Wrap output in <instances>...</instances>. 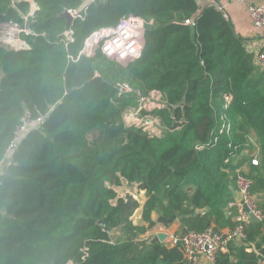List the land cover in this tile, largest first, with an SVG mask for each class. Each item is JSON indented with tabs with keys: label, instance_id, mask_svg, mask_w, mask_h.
I'll return each instance as SVG.
<instances>
[{
	"label": "trees",
	"instance_id": "trees-1",
	"mask_svg": "<svg viewBox=\"0 0 264 264\" xmlns=\"http://www.w3.org/2000/svg\"><path fill=\"white\" fill-rule=\"evenodd\" d=\"M11 1L0 0L3 20L15 17ZM35 1V27L49 42L37 38L22 51L0 48V161L23 116L48 112L0 176V264H187L176 244L151 243L139 235L175 221V235L210 227L231 231L235 222L225 206L234 195L235 168L243 161L230 158L227 144L248 133L261 145V168L255 176L247 173L251 192L264 195V72L215 5L198 8L196 0L91 3L84 19L72 22L71 52L93 25L124 14L180 15L146 34L138 60L118 63L142 90H158L166 101L158 112L162 130L148 134L122 123L123 104L111 99L112 78H91L98 57L110 60L94 56L67 62L62 45L54 42L64 28L58 14L81 1ZM25 2L20 0L18 8ZM192 19L194 25L185 23ZM224 95L230 96L226 106ZM223 115L231 124L230 138L217 134ZM102 136L108 138L104 144ZM122 181L145 192L146 226L130 221L137 207L131 196L116 198L114 188ZM256 204L262 220L251 221L240 242L228 243L212 264H264V198ZM98 220L127 234L111 243Z\"/></svg>",
	"mask_w": 264,
	"mask_h": 264
},
{
	"label": "built area",
	"instance_id": "built-area-1",
	"mask_svg": "<svg viewBox=\"0 0 264 264\" xmlns=\"http://www.w3.org/2000/svg\"><path fill=\"white\" fill-rule=\"evenodd\" d=\"M19 1L13 0L10 3V7L16 13L15 17H9L4 20L0 19V21L2 20L0 22V47L9 51L27 50L29 48V42L35 41L37 38L47 40L46 34L35 27L39 9L37 2L35 0H25L26 6L22 9L18 8L17 3ZM238 1L245 7L252 34L264 40V1ZM95 2L96 0H83L76 7L65 8L64 10L71 16L70 26L67 30L63 28L59 38L54 42L68 49L75 41L72 22L74 20H83L88 12V6ZM211 5H215L218 10L224 11L225 9V5L222 4L213 2ZM179 16L178 13H175L167 19H163L161 15H158L143 20L140 15L128 13L120 16L112 23L95 24L82 38L74 51L66 55V58L70 62H76L80 58L101 56L127 65L141 57L146 43V34L160 30L168 23L178 21ZM224 17L228 18L225 11ZM185 23L187 25H194V20L192 19ZM151 25L154 27L151 28ZM252 54L255 64L264 72V45L256 47ZM1 79L2 75L0 74V83ZM113 88L117 98L128 99L125 96L132 95L133 92L131 87L126 83L114 85ZM136 92V94H139L137 97L140 105H137L136 116L132 117L130 124L124 125L142 129L144 125L140 123L141 119H139L137 113L140 110L150 112L153 109V112L158 113L166 107V101L158 90L148 91L145 94L146 96L139 91ZM150 96H155L153 102L144 100ZM229 101L230 96L224 95L225 106ZM47 116L48 112L37 116H31L29 114L23 116L10 141L3 150L0 166L6 164L7 167L11 163L12 155L21 141L29 132L43 124ZM221 118L225 120L224 115ZM144 123L148 126L151 124V120L147 118L144 120ZM231 130L230 122L225 120L220 124L217 134H224L230 138ZM159 133V130L153 129L148 134L157 135ZM227 146L230 148L231 159H234L235 162L243 161V163H240L235 168L234 195L225 206V213L227 215L232 214V220L235 222V225L231 231L224 234L210 227L203 231H187L172 236L170 239L171 244L177 245L187 264L213 262L218 252L226 251L228 243L240 241L244 237V228L252 221L249 212L258 221H261L263 218V213L256 204V195L251 192L253 179L247 175L248 172L252 171V175L255 176L261 168L260 141H258V137L253 133H248L239 142L231 143V141H228ZM230 158H227L226 161L228 162ZM5 168L0 172V176L5 174ZM251 168L255 169L251 170Z\"/></svg>",
	"mask_w": 264,
	"mask_h": 264
},
{
	"label": "rangeland",
	"instance_id": "rangeland-1",
	"mask_svg": "<svg viewBox=\"0 0 264 264\" xmlns=\"http://www.w3.org/2000/svg\"><path fill=\"white\" fill-rule=\"evenodd\" d=\"M80 1H83V0H80ZM236 1H238V0H236ZM109 2L111 4L115 3L113 0H96V3H98L100 5L108 4ZM212 3H213V1L211 0V1L205 2L204 4L206 5V4H212ZM216 3L219 4V2H217V1H216ZM224 11L226 12V14L229 18V15H228V12L226 11V9H224ZM142 19L145 20V18H143V17H142ZM148 27H149V25H148ZM153 27L154 26H152L151 28H153ZM238 35L241 36L240 34H238ZM241 37L244 39V45L246 46L247 50L250 52H253L256 47L251 45L250 38H248V37L244 38L243 36H241ZM70 47L67 49V48L62 46V48L64 49V52H65V58H66V55L70 54L72 51ZM1 49H3V48H1ZM66 60L68 62L67 58H66ZM108 60H110V59H108ZM97 62H99V63H97ZM97 62H94L95 64L97 63V65H96V67H94V69L91 73V78H93L94 76L98 77L99 79L100 78H103V79L104 78H106V79L112 78V83L114 82L113 85L126 83L133 90L132 95H126L125 96L128 99L120 98V100H121L120 102H121V104H123V107L121 110L122 123L123 124H130L132 117L136 116L137 105H140V102H139L138 97H137L139 94H136L137 93L136 91H139L141 94H144V96H146L145 95L146 92L140 88L141 86L137 82H133L132 80H130V78L127 77V74L125 73V71H123L120 68V66L118 65V62H116L115 60L111 59L108 62V61L102 60L101 58L98 57ZM121 65H123V64H121ZM259 71L262 72L261 70H259ZM260 74H262V73H259V75ZM0 85H1V83H0ZM114 98H117V97L115 96V93L113 90L112 95H111V99H114ZM154 98H155V96H150V97H146L144 100H146L148 102H153ZM110 101L112 102V100H110ZM153 111H154V109L151 110L150 112H145L144 110H140L137 113L139 116V119H141L140 123L144 125L143 128L141 129L142 131L145 130V132L149 133V131H153V129L159 130V132L162 130L163 127L161 125V119H160L158 113H155ZM147 118L149 120H151V124L148 126L144 123V120ZM156 119H157V123H156ZM126 120H128V121H126ZM97 131L98 130H96V134H98ZM93 135H95V134L94 133L90 134V136H93ZM107 141H108V138H105L102 136L101 143L104 144ZM258 141H260V140L258 139ZM5 167H6V164L1 165L0 166V172H2ZM115 193H116V198L131 196L132 199H134L137 202V207H136L135 211L133 212V214L131 215L130 221L132 222V224H135V225L138 224V225L146 226L147 221H144V219L142 217L143 205H144V202L146 199L145 192H143V190H139L135 184H126L125 182H123L120 186L115 187ZM255 195H256L257 200H262L264 198V195L261 192H259L258 194H255ZM114 202L115 201L112 202V205H114ZM177 228H178V223L176 221L166 228H162L160 226H153L150 229H147V231H145V233L139 235V239L150 240L153 237H155L157 235V233H164L165 239L163 240V242L167 245H170L171 244L170 239L172 236L175 235L174 233L177 232ZM220 231H221V233L224 234V233H227L229 230L227 228H220ZM108 233H109L111 243H114L118 240H121L127 234L126 230L120 226L116 227V228L109 229ZM176 235H178V234H176ZM238 242H240V241H237V243ZM203 264H212V261H210L208 263L204 262Z\"/></svg>",
	"mask_w": 264,
	"mask_h": 264
},
{
	"label": "crops",
	"instance_id": "crops-1",
	"mask_svg": "<svg viewBox=\"0 0 264 264\" xmlns=\"http://www.w3.org/2000/svg\"><path fill=\"white\" fill-rule=\"evenodd\" d=\"M216 1L219 2V4L225 5V9L228 12L230 20L233 22V26L237 34H240L244 38H250L251 45L254 47L264 45V40L257 38L252 34L250 22L243 4L236 0Z\"/></svg>",
	"mask_w": 264,
	"mask_h": 264
},
{
	"label": "water",
	"instance_id": "water-1",
	"mask_svg": "<svg viewBox=\"0 0 264 264\" xmlns=\"http://www.w3.org/2000/svg\"><path fill=\"white\" fill-rule=\"evenodd\" d=\"M197 1V5H198V8H201L202 5L207 2V1H211V0H196ZM59 17L62 18L64 20V29L67 30L70 26V22H71V16L70 14L65 11V10H62L59 14ZM25 107V106H24ZM225 213V212H224ZM226 214V213H225ZM249 215H250V218L253 222H258V220L255 218V216L249 212ZM98 225L104 230V231H108L109 228L106 227L101 220H98ZM165 239V234L164 233H157V235L155 237H153L151 239V243H154V242H163V240ZM67 264H71V262H68Z\"/></svg>",
	"mask_w": 264,
	"mask_h": 264
}]
</instances>
